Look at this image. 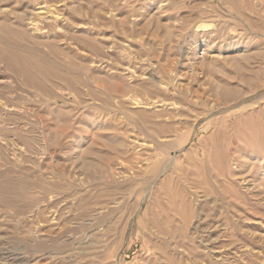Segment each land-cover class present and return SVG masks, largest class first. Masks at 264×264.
I'll list each match as a JSON object with an SVG mask.
<instances>
[{"label":"rangeland","instance_id":"rangeland-1","mask_svg":"<svg viewBox=\"0 0 264 264\" xmlns=\"http://www.w3.org/2000/svg\"><path fill=\"white\" fill-rule=\"evenodd\" d=\"M0 264H264V0H0Z\"/></svg>","mask_w":264,"mask_h":264},{"label":"bare ground","instance_id":"bare-ground-1","mask_svg":"<svg viewBox=\"0 0 264 264\" xmlns=\"http://www.w3.org/2000/svg\"><path fill=\"white\" fill-rule=\"evenodd\" d=\"M46 91V90H45ZM48 91V90H47Z\"/></svg>","mask_w":264,"mask_h":264}]
</instances>
